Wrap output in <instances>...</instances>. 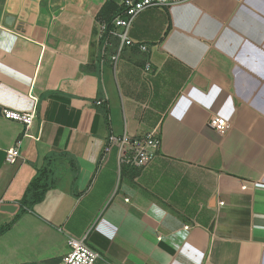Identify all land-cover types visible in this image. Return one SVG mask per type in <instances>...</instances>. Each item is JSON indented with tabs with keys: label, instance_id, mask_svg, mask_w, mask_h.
<instances>
[{
	"label": "crops",
	"instance_id": "1",
	"mask_svg": "<svg viewBox=\"0 0 264 264\" xmlns=\"http://www.w3.org/2000/svg\"><path fill=\"white\" fill-rule=\"evenodd\" d=\"M121 1L0 0V107L37 99L29 129L0 112V225L38 170L51 182L0 235V264H57L66 234L115 264H264V0L146 8L113 62L119 39L99 23ZM153 129L143 168L106 151Z\"/></svg>",
	"mask_w": 264,
	"mask_h": 264
},
{
	"label": "built area",
	"instance_id": "2",
	"mask_svg": "<svg viewBox=\"0 0 264 264\" xmlns=\"http://www.w3.org/2000/svg\"><path fill=\"white\" fill-rule=\"evenodd\" d=\"M179 1L181 0H122L120 3V13L112 19V22L102 21L99 23L101 36L109 33L111 36L118 37L119 39L117 53L111 56V60L113 62L117 61L122 49L135 43L130 36V30L136 16L141 11L149 7H169ZM139 47L143 52H149L148 45L142 44ZM152 72V63L148 61L144 67V75H149ZM32 99L28 109L4 107L1 114L6 119L23 123L26 129H29L34 124L37 111V99L34 96H32ZM208 125L221 134L231 128L230 121L220 115H212ZM21 145L22 139H18L16 144L7 151L9 163L13 164L17 162L20 156ZM161 145L162 138L158 135V129H153L144 135H134L128 132L122 134L113 133L108 137L106 151H109L113 146H117L122 163L143 168L158 156ZM242 188L246 189L247 183ZM219 204L223 205L224 201H220ZM186 228H189V226L187 225ZM59 230L63 231V228H59ZM85 238H76L66 234L68 250L57 264H100L101 261L105 264H115L87 244Z\"/></svg>",
	"mask_w": 264,
	"mask_h": 264
},
{
	"label": "trees",
	"instance_id": "3",
	"mask_svg": "<svg viewBox=\"0 0 264 264\" xmlns=\"http://www.w3.org/2000/svg\"><path fill=\"white\" fill-rule=\"evenodd\" d=\"M48 177V172L45 169L38 170V173L32 179L24 194V197L22 199V207L15 213L11 221L0 225V235L8 231L13 226V224L22 216V214L26 210L23 209L24 207L30 208L36 202H40L44 199L47 189L51 186V182Z\"/></svg>",
	"mask_w": 264,
	"mask_h": 264
},
{
	"label": "water",
	"instance_id": "4",
	"mask_svg": "<svg viewBox=\"0 0 264 264\" xmlns=\"http://www.w3.org/2000/svg\"><path fill=\"white\" fill-rule=\"evenodd\" d=\"M2 111V108L0 107V112Z\"/></svg>",
	"mask_w": 264,
	"mask_h": 264
}]
</instances>
